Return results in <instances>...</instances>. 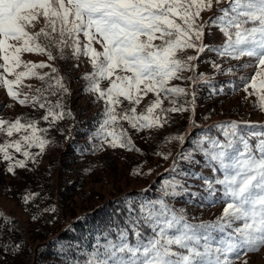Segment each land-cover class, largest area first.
Instances as JSON below:
<instances>
[{"label":"snow or ice","instance_id":"obj_1","mask_svg":"<svg viewBox=\"0 0 264 264\" xmlns=\"http://www.w3.org/2000/svg\"><path fill=\"white\" fill-rule=\"evenodd\" d=\"M217 32L224 39L214 48ZM209 51L239 62L227 74L252 70L234 91L243 92V101L255 97L264 113V0H0V89L20 106L43 110L40 119L54 126L71 116L63 102L70 88L56 62L86 60V91L104 103L101 148L140 151L122 121L140 131L164 127L171 113H195V90L175 82L208 83V77L184 73H195V62ZM28 54L46 59L29 60ZM212 66L225 72L221 64ZM211 128L219 135L201 136L179 158L190 166L185 176L203 180L210 191L222 186L221 214L196 223L163 199L140 204L137 214L130 204L126 226L98 245L87 264H251L252 256L264 253V122L230 120ZM47 132L37 119L0 118L6 137L0 162L9 174L37 162L49 144ZM169 139L183 143L186 137ZM201 164L222 178L192 171ZM178 187H184L180 181L164 195H179ZM32 198L25 196V203ZM0 217V223L11 222Z\"/></svg>","mask_w":264,"mask_h":264},{"label":"rangeland","instance_id":"obj_2","mask_svg":"<svg viewBox=\"0 0 264 264\" xmlns=\"http://www.w3.org/2000/svg\"><path fill=\"white\" fill-rule=\"evenodd\" d=\"M223 39L222 34L217 32L212 47L219 46ZM189 54L195 53L190 50ZM26 58L33 61L46 59V57L32 54L26 55ZM243 59L248 60V58ZM56 63L70 88V95L65 96L63 102L66 112H71L72 126L68 128L69 131L65 130L69 132V136L61 148H54L52 141H49L45 147L46 153L36 167H50L49 176L53 183V193L46 192L45 196L39 197L34 208H31L33 211H28L16 195V190L22 185L23 175L29 176V172L24 173V171L17 170L16 175L9 174L6 171V163L0 162V176L3 175L0 178L3 180L0 183V213L10 220L19 221L15 230L19 231L31 247L28 264H70L64 250L71 244H77L81 254L90 257L94 250L89 251L88 246L83 244V241H87L88 235H85L84 239L79 236L75 237L71 231H68L70 224L86 213L103 207L108 200L148 194L152 191L151 182L170 167L177 152L183 149L187 141L190 144L184 153L193 150L195 141L201 136L217 135L218 131L215 128H211L215 131L209 134L210 126L230 120L264 122V113L255 106L256 98L251 97L243 101L241 100L243 92L234 91V88L240 84L239 77L252 70L241 69L234 75L227 74L226 69L229 66H238L239 62L222 58L216 51H209L195 62L197 64L195 73H184L185 76L195 74L208 77V83L201 81L193 84L191 80L175 82L181 87L195 90V113H171L164 127L140 131L131 129L126 122L122 121L123 127L128 130L135 146L140 151L111 149L106 145L101 148V137L97 135V132L104 119V103L96 100L91 93L86 91L87 81L83 79V76L91 71L90 65L83 59L81 61H57ZM213 63L221 64L225 72H217L212 66ZM31 83L39 85L40 82L33 80ZM150 99H152L151 95L142 101L138 111H142ZM183 99L185 98H182V101ZM186 99H191V97ZM164 106H169L167 101ZM185 106L188 107L187 104ZM29 109L32 108L20 106L10 100L5 91L0 89V118L11 120V116L25 113ZM181 119L185 120L184 123L186 122L184 134L186 140L181 143L168 139L166 150L170 151V156L165 165H161L158 154H151L149 150L156 146V140L164 131L174 129L169 138L177 136L175 127L179 126ZM62 120L58 121V128L62 127ZM63 133V131L57 132L59 136ZM2 137L5 136L0 134V140ZM74 142L89 143V149L75 148ZM34 152H38V149ZM197 157L199 158V154ZM178 163L182 170L185 169L179 173L187 180L195 195L193 193L186 197L181 194L177 195L174 199L177 210H183L187 217L190 220L194 218L193 222L196 223L214 220L221 214L224 206L222 186L215 185V191L208 190L203 180L184 175L186 171H189L188 162L179 158ZM134 171L138 174H134ZM192 171H198L210 180L216 177L222 178V173H212L203 164ZM25 179L27 180V177ZM44 230L47 231V235H40V231ZM3 231L9 230L0 223V264H18L23 257L21 252L11 251L9 255L3 253L4 248L2 247H4L5 240ZM76 232L78 235L82 231ZM64 235H68V238L63 239ZM12 236L13 233H8V239L11 241L15 239ZM46 242L47 247L43 249V244ZM53 250L56 252H51ZM36 254L39 255L38 259H36ZM12 256H15L14 261H11Z\"/></svg>","mask_w":264,"mask_h":264},{"label":"trees","instance_id":"obj_3","mask_svg":"<svg viewBox=\"0 0 264 264\" xmlns=\"http://www.w3.org/2000/svg\"><path fill=\"white\" fill-rule=\"evenodd\" d=\"M52 99H55L53 97ZM64 101V98H63ZM66 111V110H65ZM44 114L43 110H33L29 109L25 113L17 114L16 116H11V120H14L16 117H27L29 119H37L40 121V127L48 129V132L45 135V138L49 141H52L54 148H61L63 144L67 141V138L69 136V129L72 126V117L71 116H65L64 120H62V127L58 128V121L55 123L54 126H50L48 122L43 121L40 119V117ZM185 120L181 119L179 120L180 124L179 126L175 127L176 134L184 135L186 130V122ZM70 122V123H69ZM69 128V129H68ZM68 129L67 132L65 130ZM174 129L164 131L160 137L156 140L155 143L156 146H153L149 150L151 154H158L159 156V162L161 165H165V162L167 161L164 159V155L170 156V151L166 150V147L168 146L167 141L169 139V136L172 135ZM63 131L64 133L62 136H59L57 132ZM215 130L211 129L209 134L213 133ZM73 132V131H72ZM219 135V133H216ZM6 137H2L0 142H2ZM170 140V139H169ZM179 141V140H176ZM155 142V141H154ZM189 142L187 141L183 146V149L179 150L174 158L176 162V168L173 170V163L168 167V169L161 175L157 176L152 182H151V188L152 191H150L146 195H138L134 197H124V198H117L114 200H108L103 207L97 208L94 211L90 213H86L85 215L78 218L77 221L70 224L68 226V231H71V233L74 234L75 237H81L84 239L85 235L87 236V241H83V244L85 246H88V250H96L98 245H103L107 243L108 240H115L117 236V232L120 228L125 227V220L129 216L128 207L131 204L133 208L135 209V212L133 214H137L139 211V206L142 203H147L150 201H156L159 199H163L166 204L170 205L171 207L175 208L177 210L176 204L174 202V199L176 196H165L164 192L169 191L171 192V185L175 183L176 181H180L183 184V188H177L176 191L179 192L183 197H186V195L190 196L193 193V189H191L188 185L187 180L181 176L179 172H183L182 167L178 163L179 154L184 153L187 151L189 147ZM75 148L78 149H89V143H80V142H74ZM165 146V147H164ZM37 148L31 149L33 153H39L34 152ZM171 150V149H170ZM46 153V150L36 156V163H33L32 161L28 162L26 169H18L21 172L24 171V173L29 172V176L23 175L24 179L22 180V185L19 186L16 190V195L21 199L23 205L27 207V210L32 212L33 210L31 208H34L33 206L37 202L39 197L45 196L46 192L53 193V183L50 180L49 171L50 167H43V168H36L38 163L40 162L42 156H44ZM17 158L22 159L23 157L19 156V154H16ZM148 157V155H147ZM174 162V161H173ZM186 169L187 166H184ZM189 169V168H188ZM3 177V175L0 176V178ZM27 177V180L25 179ZM3 180H0V183ZM184 189H187L185 191ZM33 194V198L28 202L25 203L24 197ZM179 194V195H180ZM2 220V219H1ZM10 220V219H9ZM10 223H1L3 227H6L9 231H3L2 234L5 237V240L3 242L4 247V254H8L11 251H14L16 245H19L21 249L18 251L22 253L23 257L19 260L18 264H28L29 262V256H30V245L25 242L21 234L18 230H15L16 224L19 222L16 219L10 220ZM78 230H81L82 232H79L77 235ZM7 232V233H6ZM86 232V234H84ZM8 233H13L12 237H15L13 241L11 239H8ZM40 235L46 236L47 231H40ZM63 239H67L68 235L62 236ZM47 247V242L43 244V249ZM64 250V254L67 257L70 264H87V260L89 259V255H83L80 252V249H78L77 244H71L66 246ZM10 248V249H8ZM55 250L51 251L53 253ZM3 256V254H1ZM39 255L36 254V259H38ZM15 256L11 257V261H14Z\"/></svg>","mask_w":264,"mask_h":264},{"label":"bare ground","instance_id":"obj_4","mask_svg":"<svg viewBox=\"0 0 264 264\" xmlns=\"http://www.w3.org/2000/svg\"><path fill=\"white\" fill-rule=\"evenodd\" d=\"M251 264H264V253L252 256Z\"/></svg>","mask_w":264,"mask_h":264},{"label":"water","instance_id":"obj_5","mask_svg":"<svg viewBox=\"0 0 264 264\" xmlns=\"http://www.w3.org/2000/svg\"><path fill=\"white\" fill-rule=\"evenodd\" d=\"M167 169V168H166Z\"/></svg>","mask_w":264,"mask_h":264}]
</instances>
